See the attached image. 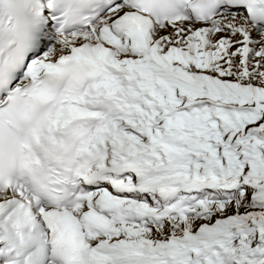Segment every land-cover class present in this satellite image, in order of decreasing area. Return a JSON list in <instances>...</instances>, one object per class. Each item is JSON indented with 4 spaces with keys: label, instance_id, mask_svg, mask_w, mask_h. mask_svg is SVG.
I'll use <instances>...</instances> for the list:
<instances>
[{
    "label": "snow or ice",
    "instance_id": "1",
    "mask_svg": "<svg viewBox=\"0 0 264 264\" xmlns=\"http://www.w3.org/2000/svg\"><path fill=\"white\" fill-rule=\"evenodd\" d=\"M0 264H264V0H0Z\"/></svg>",
    "mask_w": 264,
    "mask_h": 264
}]
</instances>
